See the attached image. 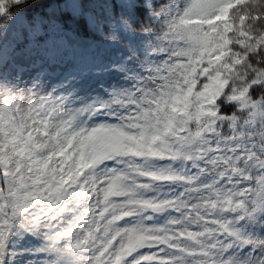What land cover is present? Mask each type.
Masks as SVG:
<instances>
[{
	"label": "snow or ice",
	"instance_id": "6c2138e0",
	"mask_svg": "<svg viewBox=\"0 0 264 264\" xmlns=\"http://www.w3.org/2000/svg\"><path fill=\"white\" fill-rule=\"evenodd\" d=\"M0 264H264V0H0Z\"/></svg>",
	"mask_w": 264,
	"mask_h": 264
}]
</instances>
